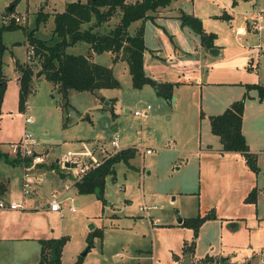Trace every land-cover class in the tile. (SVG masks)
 <instances>
[{
    "label": "rangeland",
    "instance_id": "1",
    "mask_svg": "<svg viewBox=\"0 0 264 264\" xmlns=\"http://www.w3.org/2000/svg\"><path fill=\"white\" fill-rule=\"evenodd\" d=\"M14 1L0 0V24L3 15L14 13L23 17L20 23L24 25L3 31L6 44L3 58L9 78L0 109V148L12 157L9 143L21 138L25 130L39 140L37 148L44 152V159L30 174L35 178L33 188L39 189L41 203L50 199L53 190L59 192L66 184L70 186L62 196H73L68 202L75 211L64 206L61 211L52 212L41 205L40 209L32 210V213L38 212L32 215L34 228L43 237L68 236L60 254L63 261L69 264L75 261L89 245V232L102 228V236H92V245L82 255L81 264H182L186 254H191L194 264L241 263L247 258L249 264H264L254 253L264 246V94L260 98L257 89L251 88L248 95L253 96H247L244 103V128L257 168L251 167L240 151L204 149L209 144L220 145L219 137L211 132L208 116H200L202 111L207 113L212 109L207 106L208 99L220 100L230 89V93L238 89V95L239 88L243 90L240 85L215 83L204 89L203 104L199 95L194 97L188 92L173 105L156 95L151 85L134 88L128 71L116 69L119 87L93 92L71 89L70 106L63 111L57 85L37 76L25 109L21 110L11 56L20 63L35 64L37 70L38 59L32 58V53L26 57L25 27L35 26L37 12L42 9L49 17L39 23L35 34L49 38L54 25L53 13L62 11L67 0H16L13 10H8ZM177 1L186 5L187 10L195 9L204 19V27L217 32L216 41L224 48L221 67L236 62L239 66V56L230 60L236 55L238 39H243V45L253 42L245 34L235 33V29L240 24L246 25V19L254 11V0ZM257 1L264 8V0ZM225 11L232 15L230 22L218 16ZM115 21L113 18L104 29ZM129 31H134V24L129 26ZM88 46L82 41L66 49L85 53ZM98 60L109 63L105 53ZM253 73L239 66L221 77L249 81ZM159 100H164V107ZM147 104L149 108L144 117L134 114ZM79 113L85 117L74 121ZM25 114L32 115L31 123L25 122ZM113 134L118 136L116 146L111 144ZM169 138L175 143H168ZM39 143L52 146L40 147ZM127 146L137 148L130 160L133 166L123 161L115 164V179L106 176L103 198L95 192L79 193L73 185L74 170L63 167L59 159L65 153L90 149L100 161ZM199 147L204 149L201 153L197 151ZM147 148L152 151L147 153ZM53 162L58 168L53 167ZM21 171H24L23 162L11 164L5 155L0 158V176L15 191L13 200L21 198ZM253 188L255 198L249 199L247 196ZM211 210L215 217L201 224L196 237L191 226L178 222L179 217L206 214ZM192 241L194 250L185 253L183 246ZM0 255L3 264H13L14 260L31 264L40 255L39 243L35 240L0 245ZM206 256L209 258L204 259ZM222 257L224 262L220 260Z\"/></svg>",
    "mask_w": 264,
    "mask_h": 264
},
{
    "label": "trees",
    "instance_id": "2",
    "mask_svg": "<svg viewBox=\"0 0 264 264\" xmlns=\"http://www.w3.org/2000/svg\"><path fill=\"white\" fill-rule=\"evenodd\" d=\"M172 0H72L65 3L62 11L53 13L54 25L51 36L47 39L38 37L35 30L39 23L46 21L49 17L48 12L38 10L35 26L25 27L26 42L32 46V58H37L39 68L34 69L35 64L17 62L19 74L18 106L21 110L25 109L26 100L32 90L34 78L43 76L47 80L57 85V89L62 95L61 108L67 111L69 105L68 92L71 89L95 91L100 88L119 87L120 81L114 75L113 69L109 65L96 62L91 59L92 52L102 53L111 51L113 60L118 58L125 60L128 71L131 75V85L134 88H141L145 84L151 85L157 94L170 101L173 87L176 82L158 81L148 76L143 68V51L145 50L144 24L146 18L151 17L150 11L163 7L171 3ZM16 4L13 2L12 9ZM226 19L230 18L229 13L223 12L219 15ZM115 18L113 25L104 27ZM178 18L183 25H188L199 34L201 43L204 47L210 48L215 45L217 33L207 31L203 26L202 19L193 14L180 10ZM136 20H142L135 30L131 33L129 26ZM24 26L21 23L10 21L0 24V109L4 97L7 78L3 71V54L6 44L3 40V31ZM89 44L88 53H72L67 51V47L78 42ZM28 49V47H27ZM246 91L243 95L233 100L223 111L209 116L211 132L219 137L221 151H240L247 157V162L251 167L257 168L255 158L248 148V143L242 131V117L245 99L248 90L256 88L259 97L264 94V85L261 83H245ZM67 117V116H66ZM137 148L127 146L116 149L110 155L104 157L98 164L89 167L84 174L76 180L73 185L79 193H92L95 188H99L100 198H103L105 180L107 175L115 179V164L123 161L129 166H133L130 160L135 156ZM5 158L11 164L27 162L20 155L9 157L6 151L0 148V158ZM57 167L56 162L52 163ZM8 189V184L0 178V195ZM256 189L253 188L247 198H255ZM215 217L211 210L206 214L182 218L181 224L193 228V236L196 237L201 224ZM93 235H103L102 228H95L89 232L87 239L92 245ZM67 235L58 237L40 238L41 243L40 257L36 264H66L61 261V250L67 241ZM54 249L57 258L51 259V250ZM194 250V241L190 245L183 246L185 253ZM209 258L206 256L204 259ZM225 261V257L220 259ZM82 255L78 256L70 264H81Z\"/></svg>",
    "mask_w": 264,
    "mask_h": 264
},
{
    "label": "crops",
    "instance_id": "3",
    "mask_svg": "<svg viewBox=\"0 0 264 264\" xmlns=\"http://www.w3.org/2000/svg\"><path fill=\"white\" fill-rule=\"evenodd\" d=\"M67 1H72V0H67ZM256 1L257 0H254L253 3L255 6L254 11L246 19V25L240 24L235 29V33L245 34L246 35L245 37L250 41H252L253 43L251 45H243V42L241 41L243 39H238L236 52H235L236 55L230 59L233 60L239 56V66H241V68L244 69H250L252 72H254L253 77L249 81H242L241 79L230 78L229 76L226 75L225 77H221V74L224 75L227 74L228 72L235 71L239 69V66L237 65L236 62V63H229V67L228 66L221 67L220 63L223 62L222 57L224 55V48L222 44H219L218 41H216L217 38L215 39V45L213 47L217 48L218 51H216V53L213 54L209 52V49L211 47L206 48L202 45L198 33H196L188 25H183L181 23V20L178 18V14L180 10H184L186 12L193 13L195 15L197 14V16H199V14L195 11V9L187 10L186 5H183L177 0H174L166 6L159 7L156 10L149 12V14H151L152 16L146 18L143 21L144 41L146 46L145 50L143 51V68L148 76L158 81L176 82L175 86L173 87V93L170 98V101L168 100L169 102H171L173 105H177L179 100L185 97L186 94L189 92L194 97L199 95L201 101L200 104H203L202 93L204 89L207 88L208 86H212L215 83L240 85L239 87H242L243 90L239 88L238 95H236L238 89L233 90V93L232 92L230 93V91L232 90L230 89L229 94H227L225 97H223L220 100L208 99L207 106L208 108H212V109H210V111H207V113L202 111L200 116L206 114L209 120V116L211 114H215L223 111L227 106L230 105V103L233 100L237 99V97H239L246 91L245 83H261L264 85V80L261 79V76H264V8L261 7L259 1L257 2ZM258 11H262L263 13V17L260 20L255 18V15ZM229 15L231 18L232 15L230 13ZM230 18H228V22H230ZM140 23H142V20H136L131 23L134 24V30ZM203 26H204V19H203ZM204 28L205 30H207L206 27ZM207 31H213V30H207ZM24 42L26 44V39L24 40ZM26 51H27V47H26ZM88 52L89 49L86 50L85 54ZM104 53L107 54L109 57V60H107L109 63L106 62L105 64L112 67L114 75L119 79L116 73V69L119 70L121 69L123 72L128 71L127 62L120 58L113 60L114 54L111 51H105L102 53L92 52L91 59L96 62L104 64V61L98 60V57H100ZM3 60L5 63L6 61L4 58ZM11 61L13 63V73L15 80L18 83V91H19L20 72L17 67V62H21V61H19L14 55L11 56ZM3 71L5 77L8 79L9 77L6 72L5 65H3ZM146 85L147 84H145L144 86ZM144 86H142L140 89H143ZM152 89L153 91H155L153 87ZM156 95L160 96L162 99L167 101V99H165L161 95L157 93ZM249 95L253 96L251 94ZM164 100H159L160 106L162 107H164L165 105ZM244 111L242 117V131L248 143V137L244 128ZM83 115H84L83 113H79V115L74 119V121H78L79 118L85 117ZM68 120H69V114L67 113L66 121ZM168 143H175V140L169 138ZM42 146L51 148L52 144H47V145L40 144V147ZM220 147L221 144L216 147H213L209 144L204 149L226 152V151H221ZM204 149L199 147L197 151L201 153ZM55 159L57 160L58 157H56ZM0 178L4 179L7 182V179L4 176L2 177L0 176ZM20 184H21V174H20L19 185ZM38 190L39 189L33 190L32 194L29 197L30 200L28 203V207L26 209L0 210V245L5 246L6 244L12 242L17 243L21 241L36 240L39 243V254H40L41 243L39 239L52 237V236L43 237L44 235L38 233V230L34 228L35 225L32 222V220H34V218L32 219V215H34V213H38V212L32 213V210L40 209V205L45 209H48L52 212H56V210H51L48 207V205H45V202L41 203ZM14 194L15 191H13L8 185L7 191L4 194H2V196L3 198L11 199V197ZM182 218L184 217H179L178 219L179 224L181 223ZM189 255L191 259V254ZM39 257L40 255H38V257H36V259H34L31 262V264H36L39 261ZM3 261H4L3 259H0V264H3ZM61 261L63 263L69 264L68 262L63 261L62 258ZM12 262L13 264H19L17 260H14Z\"/></svg>",
    "mask_w": 264,
    "mask_h": 264
},
{
    "label": "built area",
    "instance_id": "4",
    "mask_svg": "<svg viewBox=\"0 0 264 264\" xmlns=\"http://www.w3.org/2000/svg\"><path fill=\"white\" fill-rule=\"evenodd\" d=\"M263 17L262 11H258L255 15V18L260 20ZM23 17L21 15H17L14 13H10L7 15L2 16L3 23H9L10 21H14L15 23H20V20ZM27 53L26 57H31V53H33V49L31 45L26 43ZM149 105L142 109H136L134 114L139 116H145L147 113V109ZM25 122H32L33 117L31 114H25L24 118ZM38 140L35 136L28 132L24 131L21 138L17 141H13L9 143V153L11 155H20L23 159H27V162L23 161V168L24 171L22 172L21 176V184L20 190L22 198L20 200H12L0 197V210L5 209H26L28 207V203L26 201L27 196H30L34 190L33 183H34V176L30 174V171L36 167V165L43 161L44 159V152L37 148ZM111 144L116 146L118 144V136L114 135L111 139ZM152 150L150 148L146 149L147 153H150ZM60 163L63 167L71 168L74 170L75 173V180L73 183L78 180L84 172L91 166L98 164L99 158L93 153L92 150L80 153H65L63 156L59 157ZM57 159V160H59ZM67 163V165H66ZM70 186L66 184L65 188L61 191H52L51 197L45 202V205L51 210L61 211L62 208L65 206L71 211H75V207L69 204L68 200H72L73 196H62V194L69 188ZM145 208V206H143ZM256 255L260 257V262L264 263V246L254 252ZM223 264H249V258L244 260L243 262H232L227 261Z\"/></svg>",
    "mask_w": 264,
    "mask_h": 264
},
{
    "label": "water",
    "instance_id": "5",
    "mask_svg": "<svg viewBox=\"0 0 264 264\" xmlns=\"http://www.w3.org/2000/svg\"><path fill=\"white\" fill-rule=\"evenodd\" d=\"M12 7H13V5H10V6H9V9H12ZM216 51H218V50H217V48H215V47H211V48L209 49V52H211V53H213V54H215ZM66 165H67V163H66ZM95 193H96V194H99V188H98V187L95 188ZM89 246H90V244H89V245L87 246V248L81 253V255H85V254L87 253V250H88ZM51 255H52V256H51V259H52V260H55V259L57 258L54 249L51 250ZM182 264H194V263L191 262V259H190V255H189V254H186V255H185V261H183Z\"/></svg>",
    "mask_w": 264,
    "mask_h": 264
}]
</instances>
